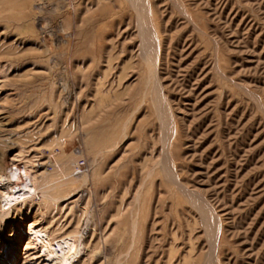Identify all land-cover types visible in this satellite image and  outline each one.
Segmentation results:
<instances>
[{
	"label": "rangeland",
	"instance_id": "1",
	"mask_svg": "<svg viewBox=\"0 0 264 264\" xmlns=\"http://www.w3.org/2000/svg\"><path fill=\"white\" fill-rule=\"evenodd\" d=\"M63 245L264 264V0H0V264Z\"/></svg>",
	"mask_w": 264,
	"mask_h": 264
},
{
	"label": "bare ground",
	"instance_id": "2",
	"mask_svg": "<svg viewBox=\"0 0 264 264\" xmlns=\"http://www.w3.org/2000/svg\"><path fill=\"white\" fill-rule=\"evenodd\" d=\"M58 249L61 251V252H63L62 254H60V255H57V257H58V259H59V263L60 264H72V261H71V259H70V255L69 256H67V253H68V248H67V246H65V245H63L62 247H58ZM59 251V252H60ZM48 254H52V253H48ZM54 255V254H53ZM56 257V256H55ZM38 264H54L52 261H48V262H44V261H42V262H38ZM55 264H57V263H55Z\"/></svg>",
	"mask_w": 264,
	"mask_h": 264
},
{
	"label": "built area",
	"instance_id": "3",
	"mask_svg": "<svg viewBox=\"0 0 264 264\" xmlns=\"http://www.w3.org/2000/svg\"><path fill=\"white\" fill-rule=\"evenodd\" d=\"M83 163H77V167L80 169L82 167Z\"/></svg>",
	"mask_w": 264,
	"mask_h": 264
}]
</instances>
